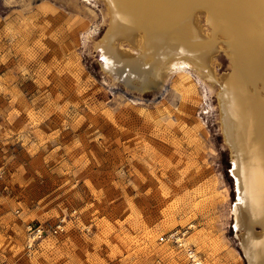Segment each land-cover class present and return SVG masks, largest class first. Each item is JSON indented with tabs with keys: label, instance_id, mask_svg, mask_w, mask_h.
Listing matches in <instances>:
<instances>
[{
	"label": "rangeland",
	"instance_id": "1",
	"mask_svg": "<svg viewBox=\"0 0 264 264\" xmlns=\"http://www.w3.org/2000/svg\"><path fill=\"white\" fill-rule=\"evenodd\" d=\"M102 9L0 0V264H248L216 91L190 68L143 91L108 76ZM60 222L28 247V223Z\"/></svg>",
	"mask_w": 264,
	"mask_h": 264
},
{
	"label": "bare ground",
	"instance_id": "2",
	"mask_svg": "<svg viewBox=\"0 0 264 264\" xmlns=\"http://www.w3.org/2000/svg\"><path fill=\"white\" fill-rule=\"evenodd\" d=\"M102 2L106 31L94 47L108 76L143 91L190 68L216 91L237 191L235 226L248 264H264V0ZM220 50L229 66L222 74Z\"/></svg>",
	"mask_w": 264,
	"mask_h": 264
},
{
	"label": "built area",
	"instance_id": "3",
	"mask_svg": "<svg viewBox=\"0 0 264 264\" xmlns=\"http://www.w3.org/2000/svg\"><path fill=\"white\" fill-rule=\"evenodd\" d=\"M62 229V223H58L55 226H53L51 229L46 228L43 224L39 223H28L26 225V230L28 232V247H33V242L39 238L44 237L47 233H57L59 230ZM178 231H174L167 236H160L161 240H170L172 242H175L178 246L183 247L184 242L182 241L183 235L179 236ZM186 248V256H185V264H203V260L201 259V256L196 251V249L192 246L185 247Z\"/></svg>",
	"mask_w": 264,
	"mask_h": 264
}]
</instances>
